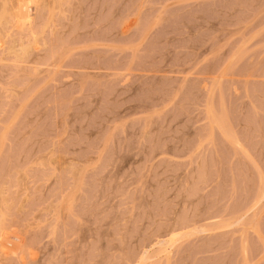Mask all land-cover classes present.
Here are the masks:
<instances>
[{
    "label": "rangeland",
    "instance_id": "1",
    "mask_svg": "<svg viewBox=\"0 0 264 264\" xmlns=\"http://www.w3.org/2000/svg\"><path fill=\"white\" fill-rule=\"evenodd\" d=\"M32 2L1 16L0 264H264V0Z\"/></svg>",
    "mask_w": 264,
    "mask_h": 264
},
{
    "label": "bare ground",
    "instance_id": "2",
    "mask_svg": "<svg viewBox=\"0 0 264 264\" xmlns=\"http://www.w3.org/2000/svg\"><path fill=\"white\" fill-rule=\"evenodd\" d=\"M1 1H3V2H1ZM0 2L2 3V5H3V3H4V5L2 6L3 8L5 7L6 9H2V7H0L1 9H0V14H2V15H0V19H1V21H0V23L3 21L4 23H6L5 22V20H2V18L3 17H6V18H8V16H9V20H11L10 19V17L12 18V24L14 25V23H15V26H16V24H18L17 26H16V29L18 28V27H21L22 25H23V23L24 22H26L28 19V9H29V7L30 6H33V5H30V4H34L33 2H32V0H15L14 2H13V0H11L10 2L12 3H8L6 0H1ZM34 1V0H33ZM7 4H9L8 5V7H7V5H6V3ZM59 2V1H58ZM0 3V4H1ZM11 4V5H10ZM6 5V6H5ZM30 11V10H29ZM31 14V13H30ZM47 14V13H46ZM4 15V16H3ZM7 15V16H6ZM48 15V14H47ZM1 16H2V18H1ZM5 19V18H4ZM8 21V20H7ZM3 23H1L0 25H2ZM22 24V25H21ZM4 25V24H3ZM2 25V26H3ZM21 25V26H20ZM13 27V26H12ZM22 45V44H21ZM26 45V44H25ZM12 47V46H11ZM22 47V46H21ZM19 50V49H18ZM17 51V50H16ZM8 52H10V51H8ZM12 52V51H11ZM18 52V51H17ZM20 52V51H19ZM16 54V53H15ZM22 54V53H21ZM264 191V190H263ZM262 191V192H263ZM262 192H260V196H263L264 195V192H263V194H261ZM14 239V238H13ZM3 241V240H2ZM6 243V242H5ZM3 244H4V242H3ZM8 246H9V244L8 243H6ZM6 245V246H7Z\"/></svg>",
    "mask_w": 264,
    "mask_h": 264
}]
</instances>
